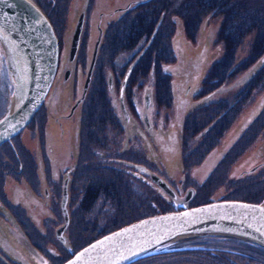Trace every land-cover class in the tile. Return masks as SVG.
I'll use <instances>...</instances> for the list:
<instances>
[{"label":"rangeland","instance_id":"rangeland-1","mask_svg":"<svg viewBox=\"0 0 264 264\" xmlns=\"http://www.w3.org/2000/svg\"><path fill=\"white\" fill-rule=\"evenodd\" d=\"M37 1L44 3V0ZM131 1L134 2L125 14H133L135 8H139L136 12L150 11L155 6V4L148 5L150 0H46L44 3L45 9L52 14L54 23L57 24L55 29L52 28L59 46L57 74L46 95L43 111H40L36 116L34 115L30 122L31 124L29 123L30 125L28 124L29 126L27 125L28 127L26 126L17 135L18 137L13 142V149L12 145H0V207H4L6 204L4 201L5 195H8L7 191L14 190V187H12L14 186L13 181H25L29 187H32L31 189L37 190L35 192L33 191V193L40 201L34 202L35 207L23 208L27 212V217L30 213L35 215V220L33 219L35 225L34 230L37 228L35 233L39 232V238L38 240L34 238L33 244L40 245V249L38 250L40 253L36 254L45 259V264H61L84 245L108 232L147 216L186 208L168 206L169 202L165 201H159L160 204L156 203V207L147 206L146 204H150V202L155 203L154 198L155 196L157 197V192L149 184L144 188L139 184H134L129 178L127 179L129 172L137 173L131 167L135 162L142 163L145 160L147 169L152 170L162 178L163 183H166L170 187L172 185L173 187L176 186L178 188L179 199H183L186 191L193 188L191 199L187 201L190 205H201L211 201L218 202L221 200L240 201L246 198L258 199L261 193L264 192V182L262 180L255 182L252 178L241 179V176H249L244 172L245 170H248L253 164L263 160L264 137L261 138L258 135L254 140L257 129L252 128L249 130L252 133L251 136H248L247 133L244 134V132L240 134V137H245V143L247 144L243 148H237L234 150L235 152L231 149L239 140H235V137L239 134L238 131L249 115L253 113V110H256L258 103L260 105H258V108L264 112V101L262 100V97H264V79L261 78L264 74V69H261L264 65V41L259 43V40L262 38L261 35H264V32L262 33V30H264V0H230V3L227 5H225L227 0H215L214 3L210 0L200 3L202 1L200 0L199 4L195 3L196 0H184L182 2L180 0H165L166 5H158L162 13L159 19L163 21L164 18V21H167V29L164 31L163 38L166 37V33L171 34L172 27L175 31H172L173 37L171 39L168 36V42L169 44L171 43V48L167 51V55L169 53L174 57L173 69L175 71L172 73L171 69L169 72L164 70L163 77L170 78L171 76L173 77L172 81L181 78L182 80H179L180 83L178 82V84L187 87L189 84L186 80L196 75V65L199 64L201 66L206 64L207 67L204 66L206 67L204 71L205 76L207 72L213 71L215 72L216 78L225 76V79L222 81L227 82L226 85H214V89L209 91L210 94H208L210 98L201 94L207 98L206 108L203 105L204 101L197 100L198 98H190L184 107L179 104V117L177 116L175 105H177L182 96L184 88L180 86L179 92L175 94L173 91L171 105L168 103L166 111L163 109V112L168 116V124H170L171 128L167 127L173 129L177 117L179 118L180 125L184 124V116L194 115V117H198L200 120H205L206 115L210 113L205 114L204 110L201 109H208V102L210 101L214 102L219 98H224L228 100L226 103V112L231 116L227 118L229 121L225 126V132L216 141L213 140L217 136L215 132L212 133L210 138L204 139L208 132L205 133V131H200V128H197V132L189 134L188 131L179 128L177 125L174 127L175 131L178 132L180 140L179 150L176 149L177 154L176 152L171 155L162 154L158 143L154 139L137 141L141 149L139 147L137 150L133 149L136 153L134 154L136 158L134 156L132 157V163L130 162L131 166L128 168L124 160H120L116 164H105L102 158L96 157V153L93 152L94 154H91L92 148L97 149L99 147V139L100 142L106 145V148H102L103 150L112 152L118 160L123 159V156L127 154L118 156L116 153L125 150V146H123L125 140L132 139L130 136H126L127 131L125 129L122 132V128H125V126L123 127V124L121 125L119 107L115 101L119 80L113 76L110 65L103 66V73L105 75L102 76V83L111 77L116 79L113 90L114 97L111 96V92L107 94L106 91L103 93L100 91L103 95H99L100 98L97 97L99 87H97V84L93 85V83L98 80V76L92 72L89 84L90 88L87 90L85 100L83 101L86 88H83L81 104L76 107L71 118L67 121H62V115L68 112V99L72 96L74 97L73 103L75 101V95L72 94L74 67L72 64H67V59L69 57L71 34L78 16L81 13L83 15V22L81 21L83 29L81 30L73 59L76 61L78 57H82L83 48L85 49L84 65L80 70L79 88L75 90L79 97L81 88L83 87L82 85H84L86 80V71L90 60L92 45L97 37L96 24H98L99 18L103 19V28L105 30L109 22V24L117 22L118 17L116 15L119 18L125 15L120 14L118 11L119 14L114 13V9L123 7ZM183 2L192 3L180 8ZM212 4H217L219 6L218 9L216 10ZM229 10H231L230 15L228 14ZM244 12L251 13L253 16L256 15L260 20L257 18H249ZM173 18L179 21L176 27H174ZM186 26L190 28L189 33L193 35L192 39L188 37L186 31H183ZM221 37L224 39L233 37L236 41L228 43L227 47L224 48L221 42L222 40H220ZM152 39L154 44L161 38L160 35L154 36L152 34L149 43ZM160 44L162 47V43ZM135 48L139 49L137 45ZM187 53L191 54L188 55ZM138 60L139 57L137 55L132 57L133 63L138 62ZM211 65L214 66L209 69ZM117 66V64H114V67ZM65 68L70 70L69 81L66 83L62 80L63 70ZM260 69L262 75L258 77L259 79L256 83L248 84L253 76L252 73L258 72ZM145 75L147 82H149L145 85V88L151 90L148 92L152 93L154 99L156 94L164 90V88H159V85L150 83L151 79L155 80L156 76H158L157 71L153 68L149 72H146ZM230 76L231 80H226V77ZM199 85L201 86L202 83H199ZM9 86L7 69L0 49V118L4 115L11 101ZM241 89L245 90L240 93ZM131 93L133 103L138 109H141L145 92H141V87H134ZM238 94L239 99L237 98L238 100L232 104ZM152 96L150 95L151 102ZM237 102H240V104L235 106ZM104 111H106V116H103ZM43 113L51 117V120H47L49 117H46V119ZM112 117H114V120H120L118 122L119 129L113 125ZM55 119H58L57 123L60 124L59 129L55 124ZM46 120L52 132L50 138L51 152L49 156L50 176L52 180L50 181L48 178L50 185L47 190L49 194L47 204L41 195L43 188L46 186L47 173L49 176L48 164L44 156L39 155V153L37 157L36 154V152H40L43 139L41 136L45 129L44 126L47 124ZM133 125L135 126L131 128V135L132 137L140 139L138 130L143 131V128L138 122H135ZM90 131L94 133V136L97 133L96 139L93 135V137L90 135ZM167 132L168 129L163 133V137L161 138L162 143ZM205 142L209 149L204 145ZM212 142L215 144L210 146ZM181 143L184 145L183 148ZM204 149H206L205 152ZM223 149L225 150L222 152L224 155L220 153ZM238 149L239 154L236 156L234 153ZM24 150H27L29 153H25ZM241 152L243 153L241 154ZM30 154L33 155L30 156ZM85 156L96 159L97 162H94V164H97L98 167L94 168V164L92 163L83 165V160L76 163L78 157ZM69 157L72 159L70 158L71 160L68 166L73 167V170L75 167L80 169L79 173L75 174V176H79L77 185L84 186L85 190L88 187L98 188V191L94 201L82 207H76V198L80 197V194L78 193L75 196L73 191L71 207H65L67 213L65 222L61 208L59 207V199L61 197V182L64 177L63 168L66 166V161ZM11 159L13 160L14 170L9 168L7 171L6 163ZM18 163H22L23 165L22 173L16 171ZM118 176H120L119 180H117ZM143 177L148 183V175H142ZM170 182L172 185L169 184ZM158 188L160 189L159 191H162V188ZM40 202L43 203L42 207H39ZM21 210L19 208V211H15L16 213H21L20 216L24 217V213ZM25 226L30 229L27 221ZM58 227H62V231L60 236L56 237L55 230ZM220 238L222 237H185L173 240L167 246L158 247V249L166 250L175 247L190 246L193 248L179 250H202L204 253H208V255H203V257H207L209 260H215L220 264H264V258H256L251 253L240 252L237 249H228L231 247L216 246L220 242ZM201 239H204V242ZM229 239H234L242 243V240L237 238ZM8 243L10 245L6 242L3 244L12 255H18L20 253L22 257L27 258V251L20 245L16 237L11 235ZM46 246L48 250L45 249ZM179 250H168L152 254L151 256L169 254ZM219 251L231 252V256L233 255L235 258L229 257L221 260L215 253ZM236 256L238 257L236 258ZM166 257L170 256L167 255ZM176 257L177 255H174L170 258L175 259ZM31 261L33 260L29 259V263ZM175 262L177 263L174 264H190L182 260ZM32 264H37V262L33 261ZM210 264L217 263L210 262Z\"/></svg>","mask_w":264,"mask_h":264},{"label":"flooded vegetation","instance_id":"flooded-vegetation-1","mask_svg":"<svg viewBox=\"0 0 264 264\" xmlns=\"http://www.w3.org/2000/svg\"><path fill=\"white\" fill-rule=\"evenodd\" d=\"M32 1L42 10L44 15L51 22L53 29H55L57 24L54 23L55 21H54L52 14L50 12H47V10L44 7L45 6L44 3L46 0H44V3L43 2L39 3L37 0H32ZM52 1H54V0H52ZM182 1H184V0H180V2H182ZM205 1L206 0H202L200 2V0H196L195 3L199 4V2L204 3ZM210 1H212L214 3L215 0H210ZM220 1H222V0H220ZM133 2L134 1H131L123 7H119L118 9L115 8L114 13H116V14L120 13L122 15L127 13L128 10L130 9V5ZM191 3L192 2H188V3L183 2V4L180 5V8L185 6L186 4H191ZM229 3H230V0H227L225 5H227ZM152 4H155V6H154V9L150 10V11L148 10L146 12H144V11L143 12H136V10L139 8H135L134 9L135 12L133 14H125L121 18H119V16L116 15L118 17L117 22L114 24H109L110 23L109 22L107 24V28L105 30L103 28L104 24H103L102 18H99L98 24H96V30H97L96 36L97 37H96V39L92 45L90 60H89L87 71H86V78L88 75L89 82H88V79H86L84 85H82L84 88H86L83 101L85 100L87 90H89V88H90L89 84L91 81L90 78H91L92 72L95 73V75L97 74V76H98V80L95 83H93V85L97 84V87H99V92L97 95L98 98H100L99 95H103L102 93L105 91L107 94H109L111 92V96L114 97V93H113L114 83H115L116 79L119 80V83H118L119 86H118L117 94L115 97V101L117 102V105L119 107L118 110L120 112L121 125L123 124V127L125 126V128H122V132L126 130L127 131L126 136H130L132 138V139L125 140V143L123 144V146H125L124 147L125 150H123L122 152L116 153L118 156H121V154L122 155L127 154L126 156H123L124 158L122 157L123 159H119V160L115 158V154H113L112 152L103 150L102 148H106V145H104V143L100 142L98 139L99 147H101V148H99V147L97 149L92 148L91 154L96 153V155H97L96 157L102 158V161L105 164H108V163L109 164H116L118 161L124 160L127 168L130 167L131 166L130 162L133 159L132 157L134 156V154H136L133 149H136V150L138 149L139 146H138L137 141H141L142 139H146V140L147 139H151V140L154 139V141L156 143H158L161 153L164 155H171V154H174V152H176V154H177L176 149L179 150V147H180L179 135H178V132L175 131V129H174V127H176L177 125L179 128L188 131L189 134H192L193 132H197V130H196L197 128H200V131H205V133L208 132L206 134V136L204 137V139L210 138L212 133L215 132L217 136L213 140L216 141L218 139V137L220 135L222 136V134L225 132V129H226L225 126L227 125V123L229 121L227 118H230V116H231L230 114H227V112H226V103L228 100H226L224 98H219V99L215 100L214 102H212V101L208 102L209 107H208V109L205 110L207 98L203 97V96L206 95L208 98H210L208 94H210L209 91L214 89V85H216V84L226 85V83H227V82L222 81L223 79H225V76L221 77V78H216L215 72H213V71L207 72V75L205 76L204 71L207 67L206 64H203L201 66L199 64H197L196 65V70H197L196 75L189 80L184 79L187 81V83L189 85L191 84V86L188 85L187 87H183L182 84H178L179 80H182L181 78L178 80L175 79V81H172L173 77H171V76H170V78L163 77L164 70L169 72V70L171 69L172 73H174V71H175V69H173L174 57H172V55H170L169 53L167 55L168 49L171 48V46H170L171 43L169 44V42H168V36H169V39H171L173 37L172 31H174V30L172 27L171 34L169 35L166 33V37L163 38L164 31H165V29H167L166 28L167 21H164V18H163V21L159 19L160 15H162V13L160 12L158 5H166L167 3L165 2V0H150L148 2V5H152ZM212 5L215 6L216 10L219 7L217 4L216 5L212 4ZM54 10L56 11V9H54ZM228 14L229 15L231 14V10H229ZM84 15H85V12H84ZM107 15H108V13H107ZM82 16L83 15L81 13L78 16V18L74 24V28H75L77 23L80 24L79 36L81 34V30L83 29V27H82L83 25H81V21L83 22ZM163 16L165 17V15H163ZM176 20H177L176 18H173L174 27L178 26V23H179V21H176ZM74 28H73V30H74ZM189 29L190 28L188 26H186V27H184L183 31H186V34L188 35V37H190V39H192L193 35H190ZM247 31H254V30H247ZM152 34L154 36L160 35L161 39L158 42H155L154 44H153V39H152L151 42L149 43V40L151 39ZM237 37H239V35H237ZM261 37H264V35H261ZM220 40H222L221 42H222L224 48L227 47L228 43L236 41V39H233V37H230V39H224L221 37ZM160 43H162V47H161ZM259 43H262V41L259 40ZM136 45L139 47V49L135 48ZM84 50L85 49L83 48L82 57H78V59L80 61L78 59H76V61H75V59H73V56L71 58L70 55L67 59V64L68 65L72 64V66L74 67V79L72 82V86H73L72 94L75 95V101L73 103L74 97H72V96L70 99H68V104H69L68 112H67V114L62 115V118H61L62 121H67L69 118H71L73 116L74 111L76 110V107L81 104V100H82V96H83L82 95L83 87L81 88V92L79 94V97H78V94L75 90H77L79 88L80 70L83 68V65H84V56H85ZM94 50H95V53L93 54ZM140 51H141V53H140ZM177 52H178V50H177ZM187 54L190 55L191 53H187ZM135 55H137L139 57V60H138V62H140L139 64H137L138 62L133 63V61H132V57ZM58 57H59V55H58ZM206 62H207V60H206ZM216 62H217V59H216ZM114 64H117L118 66L114 67ZM106 65L111 66L110 70L116 79H113L111 77L106 82L102 83V81H103L102 76L105 75L103 73V69H104L103 66H106ZM214 65H211L209 67V69L212 68ZM204 66H206V67H204ZM57 67H58V65H57ZM151 68H153L155 71H157L158 76H156L155 80L151 79L150 83H154L155 85H159L158 86L159 88H164V90H161L160 92H158L156 94V97L154 99H153L152 93L148 92L151 90L145 88V85L147 83H149V82H147L145 74H146V72H149V70ZM261 69H264V65ZM261 69L258 72L252 73L253 76H252V78L248 84L256 83V81L259 79L258 77L262 75ZM105 70H106V68H105ZM56 74H57V69L55 72L54 79L56 77ZM231 74H228V75H231ZM69 77H70V70L65 68L63 70L62 80L66 83L69 81ZM230 78H231V76L226 77V80L230 81L231 80ZM261 78L264 79V74L261 76ZM54 79H53V82H54ZM53 82H52V84H53ZM181 83H183V82H181ZM199 83H202V85L200 86ZM205 84H206V86H205ZM105 85H106V87H105ZM180 86H182V88H184V89L182 92V96L180 97L177 105H175L176 111H177V116L179 115V104L182 107L186 106V103L189 101L190 98H192V99L198 98L197 100L204 101L203 105L205 108H203L201 110H204L205 114L206 113H210V114L206 115L205 120H200L198 117H194V115L193 116L189 115L187 117L184 116V121H183L184 124H182V125L179 124V118H178L179 116H178L177 120H176V124L173 125V129H169V128H171V126H170V124H168V116L163 112V109L166 111V107H168V103L171 105V96L173 95L172 92L174 91V94L176 92H179ZM64 87H66V86H64ZM134 87H141V92H145V94L143 95L141 109H138L137 106H135V104L133 103V101L131 99V94H132L131 90ZM91 88L93 89L92 86H91ZM244 90L245 89H241L240 93H242ZM201 94H203V96ZM239 94L237 95L234 102H232V104H234L239 99L238 98ZM150 95L152 96V102L150 101ZM71 100H72V102H71ZM262 100H264V97H262ZM44 103L45 102L42 103V106L37 111L35 116L38 115V113L40 111H43ZM98 104H100V103H98ZM239 104H240V102H237L235 104V106H238ZM258 105H259V103H258ZM258 105L256 107V110L255 109L253 110V113H251L249 115L247 120L241 126V129L238 131L239 134L235 137V140H237V139H239V140L237 141L235 146L231 148L232 151L236 150L237 148H241V147L243 148V146L245 144H247V143H245L246 142L245 137H243V136L240 137V134H242L244 132V134L247 133L248 136H251L252 133L249 132V130H251L252 128L257 129V132L254 136V140L257 138L258 135L261 138L264 137L263 136V134H264V117H263L264 112L262 110L260 111V109L258 108ZM44 113H43V116L45 118L49 117V116H46L47 115L46 113H45L46 115ZM103 116H106V111H104ZM112 119H113V125L118 127V129H119L120 127H119L118 122H120V120H118V119L114 120V117H112ZM47 120H51V117H49ZM47 120H46L47 124H45V126H44L45 129H44V132L41 136L43 139L41 142L40 152L39 151L36 152L37 157H38V154L40 153L39 155L44 156L45 160L47 161V164H48L49 176L47 173V175H46L47 176L46 186H45V188H43L42 195H41L46 204L49 200V194L47 191L49 188V185H50L49 180L50 181L52 180L51 176H50V167H49V163H50L49 162V156H50V152H51L50 138L52 136V134H51L52 132H51L50 126H48ZM57 122H58V119H55V124L58 126L57 128L59 129L60 124ZM135 122H138L140 124V126L143 128V131H142V130H138L135 127L139 131L140 139H138L137 137H132V135H131V128H132V126H135V125H133ZM107 123H108V120H107ZM248 123H250V125H248ZM167 129H168V132L165 134L164 142L162 143L161 138L163 137V133ZM253 132H254V130H253ZM90 135L94 136V133L92 131H90ZM61 136L62 135H60V137ZM16 137H18V136H16ZM16 137L11 139L10 143L7 142L3 145H8V146L12 145V149H13V142L16 139ZM61 138H63V137H61ZM94 138L95 139L97 138V133H96V136H94ZM113 139H114V135H113ZM254 140L252 139V141H254ZM95 142L97 144L96 140H95ZM117 142H119V140H117ZM206 144L207 143L205 142L204 145L206 146ZM214 144L215 143L212 142L210 146H213ZM63 145H64V143H63ZM57 147H59V146L57 145ZM183 147H184V145L182 144V148ZM139 148L141 149V147H139ZM54 149H55V146H54ZM207 149H209V148L207 147ZM205 150L206 149H204V152H205ZM224 151L225 150L223 149L220 151V153L222 155H224V153H222ZM24 152L29 153L27 150H24ZM243 152H241V154ZM235 154H236V156L239 154V149L236 151V153H234V155ZM32 155L30 154V156H32ZM261 155H263V154H261ZM70 158L71 157L68 158V160L66 161V166L63 168L64 177H63L62 182H61V188H62L63 184H65L66 195H65V200L63 201V203H62V196L59 199V207L60 208L61 207H71V203L73 201L72 200V192L73 191H74L75 196L78 193L80 194V197L76 198V200H77L76 201V207H82L83 205H89L91 202L94 201V200H92L91 196L95 195V193H97L96 189H94L92 187H88V188H91V191L88 192V188L85 190L84 186H81V185L78 186L77 185V180H79V176H75V174L79 173L80 169L75 167V169L73 170V167H69L70 165L68 166V163L70 164V160L72 159V158L71 159ZM93 158H95V157H93ZM91 159L92 158H90L89 156L78 157L76 160V163H78L80 160H83V162H82L83 165H88L90 163L94 164V162H97L96 159H92V160ZM143 162H144V164H142ZM12 163H13L12 159L6 163L7 171L9 168L11 170H14ZM142 163L135 162L132 164V166H131L132 169L136 170L137 173L129 172L127 175V179L129 178L134 184H139V185L143 186L144 188L147 184H149L153 188V190L157 192V197L155 196V198H154L155 203L150 202V204H146L147 206L156 207L155 204L156 203L160 204L159 201L169 202L168 206H172V207H184V206L193 207V206H196V204L190 205L189 203H187V201H189L191 198H188L185 200L179 199L178 198V188L176 186L173 187L171 182L169 183L170 185H172L171 187L165 183L167 192L165 190L163 191V189H162V191H159L160 189L158 187H160V185L157 184V182L154 180L153 177L157 178L159 181H162V178H160L152 170L147 169V166L145 164V160H143ZM93 167L96 168L98 166H97V164H94ZM16 171H19L20 173L23 172L22 163H18V165L16 167ZM129 171H131V170H129ZM244 172L249 176H241L242 180L252 178L253 181H255V182H259V180H262V182H264V158L259 163L253 164L251 166V168H249L248 170H245ZM146 174L148 175V180H149L148 183L145 181L144 177L142 178V175H146ZM48 178H49V180H48ZM119 179H120V176H118L117 180H119ZM13 183H14V186H12V187H14V190H11V191L8 190L7 191L8 195H5V201H4L6 204L4 205V207H0V263L1 264H3V263H5V264H32L33 261H36L37 264H45V259L41 258V256H38L36 254V253H40V252H38V250L40 249V245L33 244L34 238H36L37 240L39 238V232L35 233V230H37V228H35V230H34L35 225H34L33 219L35 220V215H32L30 213V215H28V217H29L28 218L27 212L23 208V207H31V206L35 207L34 202L40 201L37 199V197L33 193V191L35 192L37 190L31 189L32 187H29L27 185L28 183H26L25 181L23 182V181L19 180V181H15V182L13 181ZM76 185H77V187H76ZM188 190L192 193L193 188L188 189ZM0 192H1V184H0ZM60 194H61V192H60ZM0 198H1V196H0ZM263 198H264V192L261 193V196L258 199H247L246 198V199H242L240 201L252 202V203L257 202L258 203V202H264ZM42 204L43 203L40 202L39 207H42ZM19 208L22 209L21 212L24 213V217L20 216L21 213L20 214H19V212L16 213L15 210L19 211ZM26 221L29 223L30 229H28L25 226ZM61 231H62V227H60V228L58 227L55 230V236L59 237ZM11 235L16 237L19 240L20 245L27 251L26 252L27 258L22 257V255H20V253L18 255L17 254L12 255V253L9 252L7 250V248L4 246L3 243H5V242L7 244H9L8 241L10 240ZM60 240H62V239H60ZM45 249L48 250L47 246L45 247ZM29 259H31L33 261H31L29 263ZM17 261H19V262H17Z\"/></svg>","mask_w":264,"mask_h":264},{"label":"water","instance_id":"water-1","mask_svg":"<svg viewBox=\"0 0 264 264\" xmlns=\"http://www.w3.org/2000/svg\"><path fill=\"white\" fill-rule=\"evenodd\" d=\"M77 23L70 41L73 55L80 32ZM0 49L5 61L8 81L12 87L9 106L0 121V145L8 142L27 126L39 109L47 93L57 65V41L42 13L28 0H0ZM95 53V50L93 54ZM88 77V75H87ZM25 80L27 81L25 83ZM23 97V101L20 97ZM22 103V107H21ZM19 109V111H18ZM166 190L162 181L153 177ZM65 200V184L62 186V203ZM247 206V209L244 207ZM210 207L212 212H201L195 224L180 220H164L167 216H180L183 212ZM66 222V211L61 207ZM126 237L108 241L79 264H128L148 254L170 250L189 249L190 246L159 250L158 247L173 240L196 236H221L237 238L264 249V202L218 201L195 207L149 216L106 233L77 250L61 264L75 261L84 249L105 237L136 225H143ZM154 221V222H153ZM160 240L161 243H157ZM123 245V246H121ZM141 249H147L141 251ZM133 252L139 255L133 256ZM125 257H129L125 259Z\"/></svg>","mask_w":264,"mask_h":264},{"label":"trees","instance_id":"trees-1","mask_svg":"<svg viewBox=\"0 0 264 264\" xmlns=\"http://www.w3.org/2000/svg\"><path fill=\"white\" fill-rule=\"evenodd\" d=\"M244 13L247 16H249V18H257L258 20H260V18L258 16H256V15L253 16L251 14L252 12L251 13L244 12ZM263 32H264V30H262V33ZM151 38H152V36H151ZM261 41L262 42L264 41L263 37L261 38ZM90 191H91V188H88V192H90ZM96 191H98V189H96ZM95 195H96V193H95ZM95 195L91 196L92 200L95 199ZM253 199H257V198H253ZM255 203H257V202H255ZM219 240H220V242H218V244L216 245L218 247H231L228 249H230V250L237 249L240 252L251 253L256 258H264V250L260 249L259 247H256L254 245L247 244L244 242L239 243V241H236L234 239H229V238H224V239L220 238ZM201 241L204 242V239H201ZM186 242H188V241H186ZM215 243H217V242H215ZM215 253L217 256H219V259H221V260L223 258L234 257L233 255L231 256L232 253L228 252V251H219V252H215ZM167 255H169L170 257L177 255V257L175 259L174 258L172 259L170 257H166ZM203 255H208V253L207 252L204 253V251H202V250H200V251L179 250V251L169 253V254L154 255V256L142 258V259H139V260H137L131 264H170V263L174 264V263H177L175 261H179V260L189 262L190 264H210V262H216L217 264H220L219 262H217L215 260H209V259H207V257L206 258L203 257ZM237 257L238 256H236V258ZM228 264H235V263H228Z\"/></svg>","mask_w":264,"mask_h":264},{"label":"snow or ice","instance_id":"snow-or-ice-1","mask_svg":"<svg viewBox=\"0 0 264 264\" xmlns=\"http://www.w3.org/2000/svg\"><path fill=\"white\" fill-rule=\"evenodd\" d=\"M27 81L25 80V83ZM20 100L23 101V97L21 96L20 97ZM22 103H21V107H22ZM19 111V109H18ZM4 123V121H0V124ZM246 209H247V206H244ZM213 209L210 208V207H205L203 209H196V210H193V211H186V212H183L180 216H167V217H163L162 219L164 220H180L182 223H192V224H195L197 219H198V214L201 213V212H212ZM154 222V221H153ZM147 223H149V221H145L143 225H136V226H133L131 228H128V229H124L122 230L121 232H117V233H114L110 236H107L104 238V240L102 241H98L96 244H93L90 246V248H86L84 249L78 256H76V259L75 261H69L68 264H79V261H80V258L81 257H85V256H88L89 254V251L90 249L91 250H96L98 248L101 247V245L107 243L108 241H113V240H117L118 238H121V237H126L128 233L130 232H134L136 231L138 228L140 227H143L144 225H146ZM157 243H161L160 240H157ZM123 246V245H121ZM147 249H141V251H146ZM140 253L139 252H133L132 255L133 256H136V255H139ZM129 257H125V259H128Z\"/></svg>","mask_w":264,"mask_h":264},{"label":"bare ground","instance_id":"bare-ground-1","mask_svg":"<svg viewBox=\"0 0 264 264\" xmlns=\"http://www.w3.org/2000/svg\"><path fill=\"white\" fill-rule=\"evenodd\" d=\"M196 237H197V236H196ZM165 245H166V244H165ZM165 245H164V246H165Z\"/></svg>","mask_w":264,"mask_h":264}]
</instances>
